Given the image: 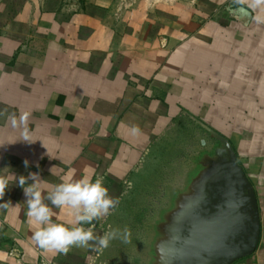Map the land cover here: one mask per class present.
<instances>
[{
    "label": "crops",
    "instance_id": "1",
    "mask_svg": "<svg viewBox=\"0 0 264 264\" xmlns=\"http://www.w3.org/2000/svg\"><path fill=\"white\" fill-rule=\"evenodd\" d=\"M234 1L0 3V111L29 113L33 141L0 117V177L9 180L0 204L11 202L0 207V264L64 258L32 242L36 226L14 176L38 173L47 193L70 171L74 179L87 172L103 176L111 196L127 193L125 182L135 187L166 147H180L183 132L192 145L205 135L199 143L209 153L214 137L232 147L260 179L264 209V10L238 4L237 17ZM53 211L55 222L73 219ZM263 229L260 217L257 248L228 264H264Z\"/></svg>",
    "mask_w": 264,
    "mask_h": 264
},
{
    "label": "rangeland",
    "instance_id": "2",
    "mask_svg": "<svg viewBox=\"0 0 264 264\" xmlns=\"http://www.w3.org/2000/svg\"><path fill=\"white\" fill-rule=\"evenodd\" d=\"M184 135L175 144L180 147H166L169 151L149 164L147 175L129 192L113 194L120 203L106 219L94 222L96 235L109 225L127 228V242L114 239L102 254L69 251L60 264H221L238 257L230 251L250 248L237 235L246 228L244 207L250 206L251 218L264 217L255 189L260 179L249 176L251 170L219 138L209 139L217 149L209 153V145L199 143L205 135L197 132L196 145ZM247 188L255 191L258 210ZM260 196L264 205V193ZM205 251L208 256H202Z\"/></svg>",
    "mask_w": 264,
    "mask_h": 264
},
{
    "label": "clouds",
    "instance_id": "3",
    "mask_svg": "<svg viewBox=\"0 0 264 264\" xmlns=\"http://www.w3.org/2000/svg\"><path fill=\"white\" fill-rule=\"evenodd\" d=\"M235 3H248L249 7L264 10V0H235ZM257 20L264 22V17H257ZM29 115L27 112H22L17 116L16 113H8L7 109L0 111V117L7 116L13 128L22 129L19 140L31 143L33 141L27 130ZM132 131L136 133L139 129L133 127ZM24 164L27 167L28 161H24ZM14 177L16 183L23 188L26 197L29 223L36 226L31 237L32 242L40 249L66 255L71 248L77 247L102 254L114 239L122 238L127 242L129 234L127 228L121 230L109 225V230L103 235L95 234L96 223L94 222L106 219L120 203L119 198H114L109 194L103 176L93 177L86 172L81 178L74 179L73 172L70 171L47 193L40 187L41 184L46 183V180L40 179L38 173H29L27 177L22 175ZM29 179L33 183L28 184ZM125 183L127 189L132 187L130 181ZM8 186V178L0 177V199L5 195ZM8 206H11V202L0 204V207ZM54 208L68 209L73 219L68 223L55 222L53 220L56 215Z\"/></svg>",
    "mask_w": 264,
    "mask_h": 264
},
{
    "label": "water",
    "instance_id": "4",
    "mask_svg": "<svg viewBox=\"0 0 264 264\" xmlns=\"http://www.w3.org/2000/svg\"><path fill=\"white\" fill-rule=\"evenodd\" d=\"M230 10H232L233 14H236V15H239L240 17H243V15H241L242 14L241 11L244 12V8L235 7V8H232ZM247 190H248L247 193L248 194H252L253 197H254V198L252 197V200L254 201V203L252 202V204H254V209L258 210V205H257V201H256L255 191H253V190L251 191V189H249V188H247ZM238 192H239V190H238ZM243 200L244 199H242V201L239 202V203L241 204L243 202ZM245 202H246V200H245ZM241 205H239V206H241ZM251 207L253 209V206H251ZM244 209L246 210V215H244L243 220H241V224L243 223V227H246V228L242 231L243 233L237 235V237H239V239L238 238L237 239L240 242L247 243L248 245H247L246 248H248V247H250V248L249 249H245L244 248L242 250H238V252L237 251H230L231 253L232 252L238 253V257L243 256V255H247V254H250L251 252H253L258 246V242H259V238H260V217H258L256 220L254 218H251L252 214L249 213L250 212V206L249 207H244ZM244 214H245V211H244ZM209 252L210 251H205V254L202 255V256H208ZM238 257H236V258H238ZM233 260H230V261L229 260H225L221 264H228V263H230Z\"/></svg>",
    "mask_w": 264,
    "mask_h": 264
},
{
    "label": "built area",
    "instance_id": "5",
    "mask_svg": "<svg viewBox=\"0 0 264 264\" xmlns=\"http://www.w3.org/2000/svg\"><path fill=\"white\" fill-rule=\"evenodd\" d=\"M3 0H0V3L2 2ZM235 7H238V4L237 3H235V1L231 4V6H230V8L229 9H232V8H235ZM231 12H232V10H230ZM233 13V12H232ZM237 17L239 16V15H236ZM11 254L12 255H14V256H20L17 252H16V250H12L11 251Z\"/></svg>",
    "mask_w": 264,
    "mask_h": 264
},
{
    "label": "trees",
    "instance_id": "6",
    "mask_svg": "<svg viewBox=\"0 0 264 264\" xmlns=\"http://www.w3.org/2000/svg\"><path fill=\"white\" fill-rule=\"evenodd\" d=\"M258 244H259V242H258Z\"/></svg>",
    "mask_w": 264,
    "mask_h": 264
}]
</instances>
